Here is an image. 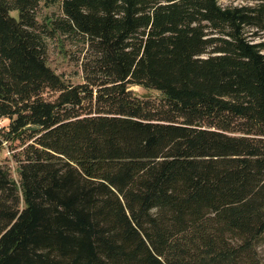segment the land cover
Here are the masks:
<instances>
[{"label":"trees","instance_id":"16d2710c","mask_svg":"<svg viewBox=\"0 0 264 264\" xmlns=\"http://www.w3.org/2000/svg\"><path fill=\"white\" fill-rule=\"evenodd\" d=\"M254 1L61 0L93 54L74 84L46 61L39 0H0V150L22 145L18 180L0 163V264H264Z\"/></svg>","mask_w":264,"mask_h":264},{"label":"rangeland","instance_id":"374dc122","mask_svg":"<svg viewBox=\"0 0 264 264\" xmlns=\"http://www.w3.org/2000/svg\"><path fill=\"white\" fill-rule=\"evenodd\" d=\"M221 6L253 4L254 0H218ZM14 12V11H13ZM35 17L39 28H49L42 34L45 57L47 63L70 83H78L85 80L83 66L92 59V50L89 48L85 36L71 29L58 27V21L62 18L61 0H39L35 8ZM252 30V29H251ZM252 41L264 39V31L259 30L258 35L248 36ZM129 88L139 96L159 97L160 92L155 89L144 87L140 84H130ZM55 92L47 93L53 97ZM5 120L0 118V124ZM1 131V130H0ZM3 137L0 132V138ZM0 150V163L6 164L11 176L18 180V160L22 145L19 140L3 139ZM259 252L264 259V240L259 246Z\"/></svg>","mask_w":264,"mask_h":264}]
</instances>
